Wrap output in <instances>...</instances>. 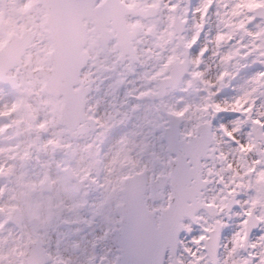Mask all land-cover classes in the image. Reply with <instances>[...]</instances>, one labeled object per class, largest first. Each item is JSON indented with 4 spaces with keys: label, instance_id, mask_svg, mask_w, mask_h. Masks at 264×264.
<instances>
[{
    "label": "snow or ice",
    "instance_id": "obj_1",
    "mask_svg": "<svg viewBox=\"0 0 264 264\" xmlns=\"http://www.w3.org/2000/svg\"><path fill=\"white\" fill-rule=\"evenodd\" d=\"M181 6L182 0H19L24 16L12 22L0 2V121H7L0 131L27 128L24 148L12 157L21 168L39 154L65 157L55 161L58 177L49 161L35 179L18 176V193L7 199V186L0 187V264H70L68 233L59 224L85 225L93 248L108 246L107 256L88 255L82 264H264V234L252 239L264 225V67L238 95H224L238 75L230 71L236 57L264 66V29L248 27L264 15V0H224L230 22L221 23L229 31L215 36L206 28L218 0H200L182 12ZM189 11L199 15L191 37L184 34ZM210 57L218 58L214 79L205 78ZM192 81L206 86L195 108L166 106L169 119L149 125L151 137L166 141L171 121L192 124L172 145L166 169L158 152L137 145L122 126L169 87L188 94ZM222 145L239 153L235 165ZM77 149L81 160L73 164ZM252 154L257 158L249 160ZM209 159L230 173L227 181L219 176L224 187L210 198L203 191L214 174ZM13 175L15 165H0V178ZM62 177L87 193L41 206L38 194ZM236 206L239 225L229 248L222 242L230 227L223 217L231 219ZM25 221L31 228L19 236L6 228ZM72 248L79 250L80 241Z\"/></svg>",
    "mask_w": 264,
    "mask_h": 264
},
{
    "label": "rangeland",
    "instance_id": "obj_2",
    "mask_svg": "<svg viewBox=\"0 0 264 264\" xmlns=\"http://www.w3.org/2000/svg\"><path fill=\"white\" fill-rule=\"evenodd\" d=\"M0 2L4 5V15L6 17H10L12 22H15L18 18H23L24 14L21 13L19 8V0L17 5H15V0H0ZM224 0H218V6L214 7L212 10V13L209 14V20L208 25L206 28V31H211L212 36H215V34L218 31H229L228 28L225 27V23H221V20L223 19L225 22H230V13L229 15H225L226 12H228V9L223 8ZM200 4V0H182V6H181V12L184 8L189 9H195ZM231 7V4L229 5ZM219 11L220 15H215ZM251 15V14H250ZM188 18L189 23L185 26V35L188 37H191L193 28L192 26L195 23L199 22V15H193L192 11L188 12ZM163 20H166L165 17H162ZM240 19H243L242 17ZM9 23V20L6 19L4 21V26H7ZM250 29L253 31H256L258 28L264 29V19H256L252 24L248 25ZM240 36L237 35L236 39H239ZM208 39H211L209 37ZM247 39L245 40V43H247ZM201 43L207 44L208 40L204 39L202 37ZM232 44H235V40L231 42ZM231 45H229L230 47ZM209 47H212L213 50H215L214 45H209ZM224 52H228V47L224 48ZM218 58L210 57L207 61L208 65L211 66V71L206 74L205 78H208L209 76L214 79V73L217 71L218 64H217ZM247 63L249 66L247 68H244L243 65ZM264 66H261L259 64L253 65L251 63V58H249L247 61L242 60L240 57H236L232 64L230 65V71L236 75V78L231 81V85L227 86L225 88L224 95L231 98L235 95H238L241 91L242 86H246V81L248 77L257 69H260ZM105 75H108L105 73ZM134 79V78H132ZM187 80V78H186ZM107 83V82H106ZM219 86V85H218ZM131 87V85H129ZM196 91L193 90V88L190 90L188 94L176 91L173 88H170L167 92V96L162 101L164 102L165 109L167 110L166 106H176V107H184L186 104L190 105L192 108H195L196 102L200 100L201 97H203L204 92L201 89L206 88L205 85L202 83H199L196 81L195 84ZM235 89V91H233ZM100 96L103 95L101 92L99 94ZM123 95V93L121 94ZM95 96V94H94ZM181 97H183V100L181 101ZM10 99L11 97H6ZM99 98V97H96ZM103 101H101V104L103 106ZM133 103H135L133 101ZM157 106H159L157 108ZM161 103L159 101H146L144 105L140 108L139 111H137L135 114L132 115V119L130 122L126 121L125 125L122 126V130L126 132L131 140H134L137 145H142L143 143L149 144V151L155 150L158 152L162 158V162L165 164V167L167 169V162L169 154L171 153L168 149V145H166L165 141H159L155 138L151 137L149 133V125L155 124V123H162L165 120H168V118L165 116L163 112H161ZM103 110V108H102ZM7 123V121H0V125ZM192 126L190 121H184L180 125V132L190 128ZM169 127V124L167 125ZM247 131V128L244 130ZM133 133H139V135L133 136ZM29 137V132L27 128L24 125L20 126H13V130L11 133H8L6 131H0V165H6V166H13L15 165V175L3 178V180L0 182V187L7 186V195L5 196V199H7V196L13 195L14 193H18V183H17V177L20 176L22 173L26 174V177L35 179L37 176L41 175L46 169L43 167L45 162L51 161V167L50 172L53 177H58V170L56 168L55 161H60L64 159V155L62 153L57 154L54 158L49 155L39 154V160L33 158L29 164L26 165V167L21 168L19 166V161H14L12 159L13 156H15L18 152H20L27 142ZM241 139H246L244 137L243 133L241 134ZM214 143V141H213ZM113 140H109L104 145V151L110 153L113 149ZM223 150L226 153L230 154V160L235 165L237 162V158L239 156V153L235 151L234 146L230 145H222ZM139 153V148H137L134 151V155H137ZM172 154V153H171ZM145 160L148 159L146 154H141ZM137 158H140L138 156ZM257 158L255 154H252L249 157V160ZM81 160V151L77 149L73 155H72V162L73 164L78 163ZM242 163V162H241ZM208 167L214 169V174L212 176H209V180H211V183L208 184L206 189L204 190V193L207 197H213L216 196L220 189L224 187L223 184L217 183L219 176L223 175L225 177V180L227 181L229 179L230 173L222 171L224 165L222 162L215 160L213 163L208 160ZM223 186V187H222ZM87 188L83 186L82 184H79L75 181V179L71 177H62L58 179L57 184L52 185V192L51 193H45L44 191L38 194V203L41 204V206L47 204L49 201H52L53 203L56 201V199L63 198L65 200H69L76 196H83L87 193ZM247 195L241 194L237 197L243 203L247 199ZM241 211L240 206H237V209L232 211V218H234L235 221H233L232 228L229 232H227V235L225 237V242L227 243L228 247H231L230 238L232 234L238 230L239 225V218L234 215L235 212ZM203 212V211H202ZM207 215L206 213H204ZM259 214V213H258ZM228 216L225 215L223 218H227ZM4 219L0 216V222H3ZM6 228L10 230L14 236H17V233L15 234L13 229L10 228L6 224ZM31 228V225L28 224V230ZM59 228L63 232H67L68 236L65 239V248L68 250L65 252L66 256L71 257L70 264H82V261L85 256L88 255H98V256H107L108 255V246H102L100 248H97L96 251H94V248L91 246L90 241L92 240V236L89 235V233L92 232V229L85 230L81 226H78L76 224H72L71 226H66L63 224H59ZM83 229V231L76 233V229ZM261 229H264V225H261L260 231L256 232L254 235L253 240L256 239L258 235L264 234L261 233ZM98 231V229H97ZM7 235V232L4 233ZM53 240H55V233H52ZM75 240L80 241V249L78 251H74L72 248V243ZM230 245V246H229ZM104 264H107V261L104 262Z\"/></svg>",
    "mask_w": 264,
    "mask_h": 264
},
{
    "label": "water",
    "instance_id": "obj_3",
    "mask_svg": "<svg viewBox=\"0 0 264 264\" xmlns=\"http://www.w3.org/2000/svg\"><path fill=\"white\" fill-rule=\"evenodd\" d=\"M16 1V4L18 2V0H15ZM256 19H264V15H257V18ZM195 84H196V81H192V88L195 89ZM177 85H174L173 88L176 89ZM170 88V87H169ZM167 91L168 89L165 91V93L161 96V97H158L156 98L155 100H158V101H161V110L162 112H164L165 115H167V110L165 109V106H164V102L162 101L163 99L166 98V95H167ZM154 100V101H155ZM168 117V116H167ZM169 119V118H168ZM182 122H176V121H171L169 123V132H168V136L171 138L170 140H166V145H168V149L169 151L171 152V149H172V145L174 144L175 141H178L180 139V125H181ZM11 131V130H9ZM207 139L208 140H211V133H207ZM174 154V153H172ZM73 155V154H72ZM211 160L212 162L215 160V159H209ZM208 185V184H207ZM207 185L205 186L204 189H206ZM203 189V190H204ZM45 192H51L52 191V188H47L44 190ZM237 207V206H236ZM235 207V208H236ZM234 209V208H233ZM203 211V210H201ZM20 224V223H18ZM258 228L254 229L253 230V233L257 231Z\"/></svg>",
    "mask_w": 264,
    "mask_h": 264
},
{
    "label": "flooded vegetation",
    "instance_id": "obj_4",
    "mask_svg": "<svg viewBox=\"0 0 264 264\" xmlns=\"http://www.w3.org/2000/svg\"><path fill=\"white\" fill-rule=\"evenodd\" d=\"M186 1H188V0H186ZM9 130H11V131H9ZM12 130H13V127L7 129V132H8V133H11ZM27 164H29V162H28ZM71 178H72V177H71ZM2 180H3V178H0V182H1ZM72 180H73V178H72ZM51 187H52V186H51ZM205 213H206V212H205ZM206 214H207V213H206ZM1 217H2V219H4L3 216H1ZM224 219L227 220L228 223H229V225H230L229 228H227V229L224 230V238H223V241H222L224 244H227V243L225 242L224 239H225V237H226V235H227V232H229L230 229L232 228L233 221H235V220H234V218L229 219L228 217H227V218H224ZM7 225L10 226L11 229H13V231H14L15 234L17 233V236H19L22 232H27V230H28V223H27L26 221H25V222H21L20 224L15 223V222H7ZM76 225L81 226V227L84 228L85 230L90 229V228H87L85 225H82V224H76ZM260 227H261V225H260ZM260 227L257 229L256 232H259V231H260V230H259ZM256 232H254V233L252 234V239L254 238V235L257 234ZM255 233H256V234H255ZM189 239H190V237H189ZM229 246H230V245H229ZM96 250H97V248H94V251H96ZM77 251H78V250H77ZM221 254H224V249H221ZM241 254H242V255H247V252H243V251H242Z\"/></svg>",
    "mask_w": 264,
    "mask_h": 264
}]
</instances>
